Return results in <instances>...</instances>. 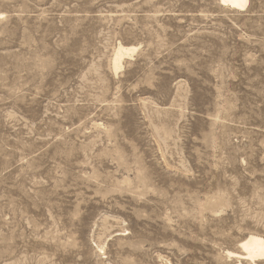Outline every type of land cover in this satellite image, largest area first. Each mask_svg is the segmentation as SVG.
Here are the masks:
<instances>
[{
    "label": "rangeland",
    "instance_id": "374dc122",
    "mask_svg": "<svg viewBox=\"0 0 264 264\" xmlns=\"http://www.w3.org/2000/svg\"><path fill=\"white\" fill-rule=\"evenodd\" d=\"M251 234L264 0H0V264H254Z\"/></svg>",
    "mask_w": 264,
    "mask_h": 264
},
{
    "label": "bare ground",
    "instance_id": "6f19581e",
    "mask_svg": "<svg viewBox=\"0 0 264 264\" xmlns=\"http://www.w3.org/2000/svg\"><path fill=\"white\" fill-rule=\"evenodd\" d=\"M225 5L234 9H245L249 5V0H221ZM137 47H125L119 45L113 56V66L115 71H119L122 68V62L125 57L132 56ZM241 249L243 250V256L251 263L256 264L258 261L264 260V239L259 235L251 234L245 239L239 242ZM231 255V254H229Z\"/></svg>",
    "mask_w": 264,
    "mask_h": 264
}]
</instances>
